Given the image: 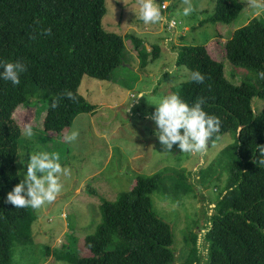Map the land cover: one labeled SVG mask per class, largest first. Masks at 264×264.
<instances>
[{
  "label": "trees",
  "instance_id": "obj_1",
  "mask_svg": "<svg viewBox=\"0 0 264 264\" xmlns=\"http://www.w3.org/2000/svg\"><path fill=\"white\" fill-rule=\"evenodd\" d=\"M242 9L241 0H215L212 15L201 23H231ZM106 11L105 0H0V60L26 66L19 85L0 79V264H15V246L32 242L31 225L36 219L30 207L16 209L6 201L21 180L16 158L24 127L17 111L34 96L46 101L41 132L47 135L62 133L81 113L95 112L96 105L79 92L83 76L111 80L125 61L124 36L102 26ZM49 27L52 34L43 35L42 30ZM219 35L223 37L220 30ZM131 38L141 61L147 62L143 41L135 35ZM209 46L182 45L175 60L177 66L206 77L202 84L190 78L183 81L175 94L189 104L203 98L205 111L219 117L220 131L208 142H216L226 132L233 137L223 150L231 155L225 190L204 235L207 264H264V104L255 105L257 98L264 101V79L258 77L264 71V17L254 16L225 43L226 58L254 71L255 81H229L223 61L213 56ZM151 51L155 60L161 46L153 44ZM65 90L76 93L77 102L64 97L53 108L54 98ZM133 182L115 199L97 196L102 217L96 230L82 238L72 234L70 243L76 245L55 253L59 260L176 264L174 231L155 211L151 199L161 188V173L138 175ZM187 240L186 249L200 253L199 235Z\"/></svg>",
  "mask_w": 264,
  "mask_h": 264
},
{
  "label": "rangeland",
  "instance_id": "obj_2",
  "mask_svg": "<svg viewBox=\"0 0 264 264\" xmlns=\"http://www.w3.org/2000/svg\"><path fill=\"white\" fill-rule=\"evenodd\" d=\"M241 1L243 9L231 23L205 20L202 24L203 19L212 15L215 0H191L194 11L188 16L183 15L182 0H169L163 16L168 22L177 23L170 30L164 19L145 25L136 17L133 8L139 12L137 0H105L107 11L102 26L124 36L125 61L113 72L111 80L83 76L79 92L96 105L95 112L79 114L70 127L53 136L41 132L42 115L48 107L46 101L34 96L17 111L18 122L24 128L30 124L34 130L31 139L23 135L20 138L18 172H26L30 153L46 151L59 153L60 163L70 170V175L60 177L62 191L51 204L46 203L38 210L31 208L36 215L31 225L32 242L15 246V264H72L59 260L55 253L76 245L70 243L72 234L82 238L96 230L102 217L97 196L115 199L119 192L129 189L138 175L156 172L161 173V188L151 194V199L155 211L174 231L176 264H207L204 235L210 215L225 190L223 185L231 159L227 150L225 154L223 150L233 137L231 132L223 133L216 142H207L202 152L182 153L177 145H173L172 152H166L151 119L157 105L149 101L159 102L175 94L181 83L190 78L191 71L175 62L182 45H210L213 56L223 61L229 81H255L254 71L232 64L225 55V43L237 28L254 16L264 17V12L257 15L246 8V0ZM131 35L143 41L148 50L147 62L141 61ZM153 44L161 46L160 56L155 60ZM142 92L145 96H139ZM263 104V100H255L258 108ZM72 131H78L79 136L68 143L66 136ZM19 154L25 163H19ZM195 235H199L200 253L198 249H186L187 237L193 241Z\"/></svg>",
  "mask_w": 264,
  "mask_h": 264
},
{
  "label": "clouds",
  "instance_id": "obj_3",
  "mask_svg": "<svg viewBox=\"0 0 264 264\" xmlns=\"http://www.w3.org/2000/svg\"><path fill=\"white\" fill-rule=\"evenodd\" d=\"M182 2L185 5L183 15H190L194 11L191 0H182ZM137 3L139 12L133 9L136 17L138 16L145 25L156 24L164 19L168 26V19L163 16L166 4L158 3L157 0H137ZM246 8L259 15L260 12H264V0H246ZM42 34L50 36L51 28L43 29ZM0 69H2L0 79L19 85L20 75L26 71V66L20 61L0 60ZM169 73L172 74L171 71ZM258 77L264 79V71L259 72ZM190 79L202 84L206 77L197 70L191 73ZM139 96L145 94L142 92ZM64 97L77 102V94L65 90L60 97L54 98L51 106L59 107L60 100ZM149 103L157 105L151 119L155 121L157 126L155 134L166 152H172L173 145H177L182 153L202 152L212 136L220 131L219 117L205 111L203 98H198L193 104H189L178 94H170L159 102L149 101ZM21 133L28 139L34 136L30 124L21 129ZM78 136V131H72L66 136V142H74ZM19 163H25L21 155ZM26 163V172L17 173V175L23 174V178L8 192L6 201L13 204L16 209L30 207L38 210L56 199L63 187L60 177L70 175V170L62 167L59 153L34 151L30 153V159Z\"/></svg>",
  "mask_w": 264,
  "mask_h": 264
},
{
  "label": "built area",
  "instance_id": "obj_4",
  "mask_svg": "<svg viewBox=\"0 0 264 264\" xmlns=\"http://www.w3.org/2000/svg\"><path fill=\"white\" fill-rule=\"evenodd\" d=\"M161 4H166L167 5V7H166V9H168L169 8V4H168V2H166V1H163V3H161ZM177 25V23H176V21L175 20H172V21H169L168 22V29H174L175 28V26Z\"/></svg>",
  "mask_w": 264,
  "mask_h": 264
},
{
  "label": "crops",
  "instance_id": "obj_5",
  "mask_svg": "<svg viewBox=\"0 0 264 264\" xmlns=\"http://www.w3.org/2000/svg\"><path fill=\"white\" fill-rule=\"evenodd\" d=\"M164 1L169 2V0H164Z\"/></svg>",
  "mask_w": 264,
  "mask_h": 264
}]
</instances>
